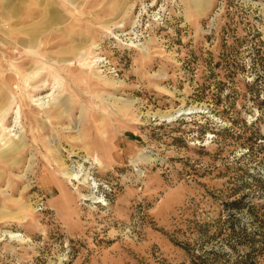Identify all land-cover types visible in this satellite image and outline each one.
I'll return each instance as SVG.
<instances>
[{
  "label": "rangeland",
  "instance_id": "374dc122",
  "mask_svg": "<svg viewBox=\"0 0 264 264\" xmlns=\"http://www.w3.org/2000/svg\"><path fill=\"white\" fill-rule=\"evenodd\" d=\"M197 254L264 264V0H0V264Z\"/></svg>",
  "mask_w": 264,
  "mask_h": 264
},
{
  "label": "trees",
  "instance_id": "16d2710c",
  "mask_svg": "<svg viewBox=\"0 0 264 264\" xmlns=\"http://www.w3.org/2000/svg\"><path fill=\"white\" fill-rule=\"evenodd\" d=\"M229 231H230L229 233L231 234V236L236 235V234L238 235V239L236 238V241L238 244H240L241 249H243L242 252L240 253L241 255L240 259H243L246 256H250L249 255L250 252L257 249V246L254 243V235L256 234L257 230L242 226L236 231L233 225L230 224ZM241 236L246 237L247 240L245 239L243 240V238H240ZM231 247L234 248L235 246H231ZM243 261H246V260H243ZM237 262H241V260L240 261L238 260ZM189 264H206V261L203 258L202 254H197L195 258L190 261Z\"/></svg>",
  "mask_w": 264,
  "mask_h": 264
},
{
  "label": "bare ground",
  "instance_id": "6f19581e",
  "mask_svg": "<svg viewBox=\"0 0 264 264\" xmlns=\"http://www.w3.org/2000/svg\"><path fill=\"white\" fill-rule=\"evenodd\" d=\"M69 177H71V176H69Z\"/></svg>",
  "mask_w": 264,
  "mask_h": 264
}]
</instances>
